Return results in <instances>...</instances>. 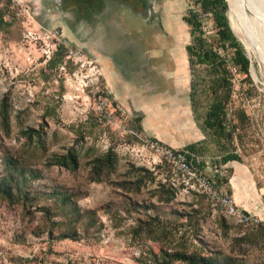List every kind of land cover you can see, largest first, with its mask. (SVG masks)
<instances>
[{
	"label": "rangeland",
	"instance_id": "rangeland-1",
	"mask_svg": "<svg viewBox=\"0 0 264 264\" xmlns=\"http://www.w3.org/2000/svg\"><path fill=\"white\" fill-rule=\"evenodd\" d=\"M158 1L160 10L171 14L174 32L170 24L160 29L161 16L157 26L138 16L136 56L140 65L151 64L150 82H157L159 74L169 83L184 50L186 108L173 117L162 114L157 137L195 141L200 128L190 108L185 52L191 35L183 17L197 7L192 0ZM226 1L228 22L251 59L248 76L231 67L233 108L246 120L225 149L240 160L222 163V151L208 134L192 152L204 173L256 225L243 226L205 196L186 192L171 180L167 164L144 137L168 145L142 132L137 119L128 118L121 126L106 121L89 86L92 72L67 59L75 48L46 39L29 7L31 17L8 1L0 7V180L12 175L13 191L18 184L27 197L13 202L0 197V264H184L161 262V247L264 264V57L231 22ZM202 19L210 39L213 22L210 16ZM50 61L56 65L49 66ZM97 85L105 91L100 79ZM69 149L78 154L77 170L52 164ZM108 151L118 159L116 169L104 173L100 182L91 181L94 160ZM171 192L173 198L166 202ZM63 199L71 203L62 205ZM158 225L164 229L157 230Z\"/></svg>",
	"mask_w": 264,
	"mask_h": 264
},
{
	"label": "crops",
	"instance_id": "crops-1",
	"mask_svg": "<svg viewBox=\"0 0 264 264\" xmlns=\"http://www.w3.org/2000/svg\"><path fill=\"white\" fill-rule=\"evenodd\" d=\"M18 1L29 7L40 28L56 29L65 44L81 50L93 62L109 99L113 104L121 106L128 118L140 121L142 132L174 149L192 151L190 146L195 147L197 142L205 140L206 133L200 126L199 138L195 141H162L157 137L160 124L157 120L162 118V114L173 117L180 108H186L184 50L177 62H174L169 83L165 75L159 74L156 76L157 82H150L151 64L148 62L140 65L136 56L137 45L133 39L139 23L138 16H145L149 26H157L158 17L161 16V30L165 31L164 26L170 24L174 32V20L170 13L160 10L158 0ZM170 49L174 50V44ZM141 68L146 70V75L142 74ZM145 86L146 91L141 89ZM154 113L158 115L153 116Z\"/></svg>",
	"mask_w": 264,
	"mask_h": 264
},
{
	"label": "trees",
	"instance_id": "trees-1",
	"mask_svg": "<svg viewBox=\"0 0 264 264\" xmlns=\"http://www.w3.org/2000/svg\"><path fill=\"white\" fill-rule=\"evenodd\" d=\"M197 9H189L183 21L190 28L191 41L185 46L189 81L190 108L194 120L200 128L210 135L222 151L221 161L227 163L239 161L240 158L234 151H226L225 145L232 144L238 125L244 127L245 117L239 109L233 108L232 94L234 90L232 68L235 73L249 75L250 60L244 53L241 43L233 34L226 16L229 7L226 0H192ZM210 16L213 22V36L206 37L203 28V17ZM1 18V14H0ZM62 50L58 47L57 53ZM56 65V61H50L49 66ZM232 67V68H231ZM234 118V119H233ZM237 121V123L234 122ZM36 131L30 130V133ZM29 133V136H31ZM39 140V139H38ZM192 151L195 147L190 146ZM117 157L112 151L105 153L102 158L94 160L90 180L100 182L104 173L113 172L116 169ZM53 165L69 169L79 168L78 154L74 149H69L65 154L55 157ZM19 173L22 172L19 168ZM14 177L0 180V197L8 202L25 200L27 194L21 192L19 186L13 191ZM171 192L166 202L173 197ZM62 205H69L70 199H63ZM49 209H45L46 221L50 220ZM164 229L158 225L157 230ZM68 238L67 235H62ZM249 238V237H248ZM161 262H183L184 264H243L242 261L231 257H220L219 254L207 255L201 252L169 251L163 247L159 250Z\"/></svg>",
	"mask_w": 264,
	"mask_h": 264
},
{
	"label": "built area",
	"instance_id": "built-area-1",
	"mask_svg": "<svg viewBox=\"0 0 264 264\" xmlns=\"http://www.w3.org/2000/svg\"><path fill=\"white\" fill-rule=\"evenodd\" d=\"M8 1L12 4V8L18 6L21 14L31 17L28 7L18 0H0V7L6 5ZM41 29L46 39L65 44L60 32L56 29ZM67 59L71 60L81 70H90L92 72V75L89 77V86L94 89L95 106L101 112L104 119L117 126L124 124L128 120V116L121 106L112 103L104 90H99L97 84L100 79V74L93 62L77 48L69 49ZM144 141L167 164L170 170L171 180L175 181L186 192L205 196L218 207L221 213L234 218L243 226L256 225L257 220L240 209L234 202L232 196L223 193L218 188L216 181L204 173L198 166L192 151L164 146L148 137H144Z\"/></svg>",
	"mask_w": 264,
	"mask_h": 264
},
{
	"label": "bare ground",
	"instance_id": "bare-ground-1",
	"mask_svg": "<svg viewBox=\"0 0 264 264\" xmlns=\"http://www.w3.org/2000/svg\"><path fill=\"white\" fill-rule=\"evenodd\" d=\"M230 4L231 22L249 47L264 57V0H230Z\"/></svg>",
	"mask_w": 264,
	"mask_h": 264
},
{
	"label": "water",
	"instance_id": "water-1",
	"mask_svg": "<svg viewBox=\"0 0 264 264\" xmlns=\"http://www.w3.org/2000/svg\"><path fill=\"white\" fill-rule=\"evenodd\" d=\"M230 25V24H229ZM230 29H231V27H230ZM232 30V29H231ZM233 32V31H232ZM233 34H234V32H233ZM235 35V34H234ZM242 44V43H241ZM248 59H249V57H247ZM250 68H251V65H250Z\"/></svg>",
	"mask_w": 264,
	"mask_h": 264
},
{
	"label": "flooded vegetation",
	"instance_id": "flooded-vegetation-1",
	"mask_svg": "<svg viewBox=\"0 0 264 264\" xmlns=\"http://www.w3.org/2000/svg\"><path fill=\"white\" fill-rule=\"evenodd\" d=\"M162 27H163V26H162ZM162 27H160V29H161Z\"/></svg>",
	"mask_w": 264,
	"mask_h": 264
}]
</instances>
